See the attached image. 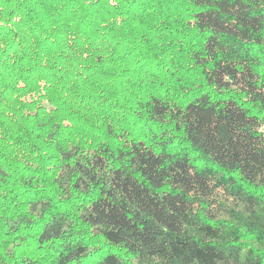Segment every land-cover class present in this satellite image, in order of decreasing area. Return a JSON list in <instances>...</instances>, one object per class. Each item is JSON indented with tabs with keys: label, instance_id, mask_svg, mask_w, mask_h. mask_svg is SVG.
<instances>
[{
	"label": "trees",
	"instance_id": "1",
	"mask_svg": "<svg viewBox=\"0 0 264 264\" xmlns=\"http://www.w3.org/2000/svg\"><path fill=\"white\" fill-rule=\"evenodd\" d=\"M0 264H264V0H0Z\"/></svg>",
	"mask_w": 264,
	"mask_h": 264
}]
</instances>
